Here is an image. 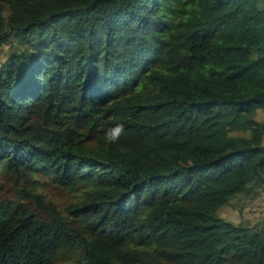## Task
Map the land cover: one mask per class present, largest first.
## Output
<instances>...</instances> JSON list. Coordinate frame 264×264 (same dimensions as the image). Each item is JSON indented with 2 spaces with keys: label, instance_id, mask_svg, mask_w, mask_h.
<instances>
[{
  "label": "trees",
  "instance_id": "16d2710c",
  "mask_svg": "<svg viewBox=\"0 0 264 264\" xmlns=\"http://www.w3.org/2000/svg\"><path fill=\"white\" fill-rule=\"evenodd\" d=\"M259 3L0 0V264H264L219 214L264 175Z\"/></svg>",
  "mask_w": 264,
  "mask_h": 264
},
{
  "label": "rangeland",
  "instance_id": "374dc122",
  "mask_svg": "<svg viewBox=\"0 0 264 264\" xmlns=\"http://www.w3.org/2000/svg\"><path fill=\"white\" fill-rule=\"evenodd\" d=\"M260 6H264V0H260ZM5 14L8 13L4 12ZM22 48L20 41L11 35L9 41L0 43V67L6 59L16 50ZM256 118L264 121V109H259ZM238 135L240 132H234ZM39 188L46 193L47 197L53 198L60 208H64L69 202H74L79 196L75 192L63 188H56L54 184L40 177ZM6 184V183H5ZM227 220L244 223L250 226L259 227L264 222V175L253 183L250 191L237 195L228 204L220 209L219 213ZM71 256H63L57 260V264L75 263L70 261Z\"/></svg>",
  "mask_w": 264,
  "mask_h": 264
},
{
  "label": "clouds",
  "instance_id": "9594fccd",
  "mask_svg": "<svg viewBox=\"0 0 264 264\" xmlns=\"http://www.w3.org/2000/svg\"><path fill=\"white\" fill-rule=\"evenodd\" d=\"M122 130H123V126L120 124H116L112 127L107 128L104 132L105 140L107 142H112V143L116 142Z\"/></svg>",
  "mask_w": 264,
  "mask_h": 264
}]
</instances>
